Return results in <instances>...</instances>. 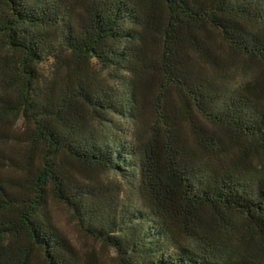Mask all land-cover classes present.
<instances>
[{"label":"trees","instance_id":"trees-1","mask_svg":"<svg viewBox=\"0 0 264 264\" xmlns=\"http://www.w3.org/2000/svg\"><path fill=\"white\" fill-rule=\"evenodd\" d=\"M54 202L119 264H264V0H0V264H98Z\"/></svg>","mask_w":264,"mask_h":264},{"label":"rangeland","instance_id":"rangeland-1","mask_svg":"<svg viewBox=\"0 0 264 264\" xmlns=\"http://www.w3.org/2000/svg\"><path fill=\"white\" fill-rule=\"evenodd\" d=\"M52 209L56 224L72 241L84 259L94 258L98 264H119L114 249L87 236L63 205L54 202Z\"/></svg>","mask_w":264,"mask_h":264}]
</instances>
